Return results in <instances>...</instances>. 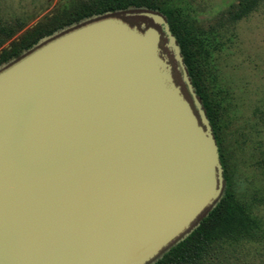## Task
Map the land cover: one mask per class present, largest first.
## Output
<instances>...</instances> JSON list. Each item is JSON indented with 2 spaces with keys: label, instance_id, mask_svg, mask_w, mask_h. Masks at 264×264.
<instances>
[{
  "label": "water",
  "instance_id": "water-1",
  "mask_svg": "<svg viewBox=\"0 0 264 264\" xmlns=\"http://www.w3.org/2000/svg\"><path fill=\"white\" fill-rule=\"evenodd\" d=\"M113 12L0 65V264H155L224 194V169L170 24Z\"/></svg>",
  "mask_w": 264,
  "mask_h": 264
},
{
  "label": "rangeland",
  "instance_id": "rangeland-1",
  "mask_svg": "<svg viewBox=\"0 0 264 264\" xmlns=\"http://www.w3.org/2000/svg\"><path fill=\"white\" fill-rule=\"evenodd\" d=\"M75 1L0 0V21L17 29L2 48ZM237 1L161 0L180 6L194 30L208 36L207 52L198 54V64L208 89L221 102L220 137L233 191L252 208L261 225L259 237L218 249L204 264H264V0L249 15L232 20L229 9ZM131 13L125 10L113 15L134 24L147 21L148 27L155 26L144 15ZM166 43L163 37V52L173 65L177 82L192 100Z\"/></svg>",
  "mask_w": 264,
  "mask_h": 264
},
{
  "label": "trees",
  "instance_id": "trees-1",
  "mask_svg": "<svg viewBox=\"0 0 264 264\" xmlns=\"http://www.w3.org/2000/svg\"><path fill=\"white\" fill-rule=\"evenodd\" d=\"M261 0H238L229 9L232 20H239L257 8ZM132 7H147L164 15L181 47L187 71L197 96L212 125L216 138L220 160L224 169V194L216 207L203 215L199 226L183 241L172 246L155 264H204L218 249L233 245L242 239H256L260 236L259 218L252 208L236 197L229 176V161L220 137L221 102L211 93L203 78V70L198 64V54L207 52L208 37L194 30L191 22L184 16L180 6L163 3L161 0H78L47 21L39 22L24 31L7 47L2 46L11 39L17 29L4 25L0 21V65L12 59L20 58L24 51L32 48L42 37L52 34L62 27L78 23L81 20L106 12L125 11ZM19 23V27H22Z\"/></svg>",
  "mask_w": 264,
  "mask_h": 264
},
{
  "label": "flooded vegetation",
  "instance_id": "flooded-vegetation-1",
  "mask_svg": "<svg viewBox=\"0 0 264 264\" xmlns=\"http://www.w3.org/2000/svg\"><path fill=\"white\" fill-rule=\"evenodd\" d=\"M128 10H130V11H132V13H131V15H144V12H147V11H152V10H150V9H148L147 7H132V8H129ZM145 17H146V19H151L152 20V22L155 24V22L153 21V19L152 18H150V17H148V16H146V15H144ZM166 18V17H165ZM129 24H131V25H133V26H138L140 29H142L143 30V27H142V25L143 24H145V26L146 27H148L147 26V21L146 22H140L139 24L137 23V24H134V23H132L131 21H127ZM154 27H156L159 31H160V33H161V43H160V45H161V48H162V52H163V47H162V38L163 37H166L165 36V32H164V30H163V27L161 26V25H158V24H155V26ZM167 47V46H166ZM167 49L169 50V52L173 55V52L167 47ZM173 57H174V55H173ZM15 59V58H14ZM14 59H12V60H14ZM12 60H10V61H12ZM10 61H8V62H10ZM5 63H7V62H5ZM4 64V63H3ZM2 65V64H1ZM173 73H174V77H175V71H174V68H173ZM175 80H176V82H177V79H176V77H175ZM178 83V82H177ZM182 89H183V87H182ZM188 90V89H187ZM183 91H184V89H183ZM184 93H185V96L192 102V100L187 96V94H186V92L184 91Z\"/></svg>",
  "mask_w": 264,
  "mask_h": 264
}]
</instances>
